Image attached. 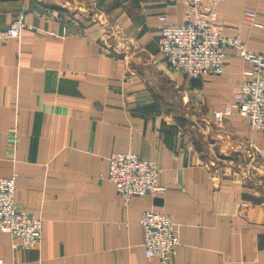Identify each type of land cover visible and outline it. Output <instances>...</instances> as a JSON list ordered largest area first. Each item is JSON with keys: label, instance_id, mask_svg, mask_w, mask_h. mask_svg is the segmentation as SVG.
<instances>
[{"label": "crops", "instance_id": "0c3cea01", "mask_svg": "<svg viewBox=\"0 0 264 264\" xmlns=\"http://www.w3.org/2000/svg\"><path fill=\"white\" fill-rule=\"evenodd\" d=\"M184 1L0 0V32L28 26L0 40V179L15 174V204L41 220L29 250L0 233L4 264H158L142 246L147 211L175 226L168 264H264V133L236 115L212 120L249 66L230 53L201 84L172 71L158 54V17L181 24ZM216 11L225 35L264 53V0H221ZM190 104L219 156L247 174L254 150L260 174L212 171L185 125ZM126 152L155 162L164 188L127 207L105 178L108 157Z\"/></svg>", "mask_w": 264, "mask_h": 264}, {"label": "built area", "instance_id": "2783aa9c", "mask_svg": "<svg viewBox=\"0 0 264 264\" xmlns=\"http://www.w3.org/2000/svg\"><path fill=\"white\" fill-rule=\"evenodd\" d=\"M221 0H185L184 20L169 23L158 17V54L169 68L189 81L201 84L206 78L220 76L230 53L236 54L249 69L232 92V100L221 111H213L215 124L227 117L243 118L255 132L264 133V53L245 48L237 36L225 35L219 25L217 5ZM256 14L248 10L245 20L254 28ZM28 28L24 21H13L0 32V40L20 38ZM17 141L13 134L12 144ZM159 171L155 162L140 160L134 153H114L108 157L105 178L114 185L125 207L135 197L156 196L164 191L158 184ZM16 175L0 179V233L10 234L14 250L37 247L41 239V220L18 207L13 198ZM143 248L147 259L168 264L179 244L177 232L169 216L147 211L140 218ZM0 264H4L0 260Z\"/></svg>", "mask_w": 264, "mask_h": 264}, {"label": "rangeland", "instance_id": "374dc122", "mask_svg": "<svg viewBox=\"0 0 264 264\" xmlns=\"http://www.w3.org/2000/svg\"><path fill=\"white\" fill-rule=\"evenodd\" d=\"M191 104L189 105V110L188 112L190 113V116L188 117V121L186 122L185 125H187L188 129L187 131L189 132V135L191 138H193V140H199L201 143L203 142L204 143V153L206 156V164L208 165V167H210V169L212 171H216L218 172L219 174H226V175H230L232 172L236 173L238 176H240L242 179H245V178H250L249 176L251 175H258L260 174V172L262 171V168H261V164L260 162L256 161V152L253 150L251 151L250 149V153H248V155L250 156V160L251 158H253V162L251 164V166H249L247 168L248 171L247 174H245V171L246 168H244L243 166H241L240 168H237V165H235V161L233 159V161H230L228 160L227 157H224V158H221L219 156V153L217 151V149H213L211 147V139L210 137H208V135H211L210 133H206V137L202 136V133L200 131L202 127V123H201V119L198 115L194 116V115H191L192 111H191ZM213 120V118H212ZM213 124L215 125L214 121H213ZM216 125H220V124H216ZM236 157V156H235ZM234 157V158H235ZM256 161V162H255ZM236 168V169H235ZM236 170L238 171H241V174L239 175L238 172H236ZM257 179V178H256ZM253 180V183H255V181L257 182V180L255 179H252ZM264 185V180L261 184V186ZM264 187V186H263Z\"/></svg>", "mask_w": 264, "mask_h": 264}]
</instances>
